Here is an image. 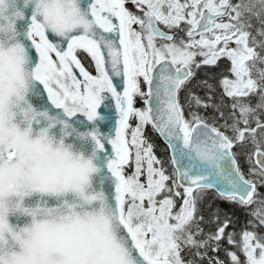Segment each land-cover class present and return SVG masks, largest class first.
<instances>
[{
	"label": "snow or ice",
	"instance_id": "1",
	"mask_svg": "<svg viewBox=\"0 0 264 264\" xmlns=\"http://www.w3.org/2000/svg\"><path fill=\"white\" fill-rule=\"evenodd\" d=\"M8 3L0 52L31 62L0 59V264H264V0H80L71 28ZM211 189L251 207L239 232Z\"/></svg>",
	"mask_w": 264,
	"mask_h": 264
},
{
	"label": "trees",
	"instance_id": "2",
	"mask_svg": "<svg viewBox=\"0 0 264 264\" xmlns=\"http://www.w3.org/2000/svg\"><path fill=\"white\" fill-rule=\"evenodd\" d=\"M83 62L86 66H89V61L86 58H83ZM219 70L214 69V71L212 73H218ZM200 73L198 72L196 77L194 78L192 84L189 85V87L191 88L192 92H194L195 94H200L203 97L204 94L206 95L207 93H209L208 90H206V88L203 87H197L195 86L196 84L199 83V77ZM182 93H185L184 91L181 92V96ZM136 107H143L142 102L137 100V103L135 105ZM152 129L150 130L149 127H147L146 130V135L148 136V139L151 141V143L154 145L155 151L157 152V155L159 156L160 159L163 160H168L169 156H168V152H167V148L166 146L159 140V138L152 133ZM242 164L244 167V170L247 171V166L245 165V163L243 162L242 159ZM202 207L204 208V212H205V216H208L210 212H215L216 210H219L221 212V219L224 218V215H226L228 218L231 219V221L233 222L232 226L229 228V231L232 230V227H234L236 229L237 232L240 231V229L245 225V222L247 220L250 219L248 212L251 210L249 209H243L241 208L239 205L233 204V203H229L219 197H217L215 195V193L211 190H207L206 191V197L203 200L202 203ZM208 207V208H207ZM211 226L209 225H204L205 231H208L209 228ZM223 255V253H221V256Z\"/></svg>",
	"mask_w": 264,
	"mask_h": 264
},
{
	"label": "clouds",
	"instance_id": "3",
	"mask_svg": "<svg viewBox=\"0 0 264 264\" xmlns=\"http://www.w3.org/2000/svg\"><path fill=\"white\" fill-rule=\"evenodd\" d=\"M46 2L49 4L50 8L55 10V14L52 17V22L54 24L67 25L70 28L74 25L76 17L73 4L78 6L80 0H46ZM17 6L25 11L29 9L34 10L36 7V0H9L5 15L17 8ZM0 59L3 60L6 72L7 69L14 64L18 71L23 69L25 77L27 76V66L31 62V57L30 54H26V50L25 53H20L18 51H10L6 46L5 49L0 52Z\"/></svg>",
	"mask_w": 264,
	"mask_h": 264
},
{
	"label": "rangeland",
	"instance_id": "4",
	"mask_svg": "<svg viewBox=\"0 0 264 264\" xmlns=\"http://www.w3.org/2000/svg\"><path fill=\"white\" fill-rule=\"evenodd\" d=\"M128 7L131 9L132 8V5L131 4H129L128 5ZM221 63H224L223 61H221ZM217 70H219L220 71V69H217ZM214 71V69L213 68H209V67H207V66H205V67H202L200 70H198L197 71V73L199 72L200 73V76H198L200 79H199V82L200 81H204V80H206L209 84H213V83H215V81L213 80V75L215 74V73H212ZM218 71V72H219ZM197 75V74H196ZM199 88V87H198ZM206 90H208L207 88H206ZM220 89H217L216 90V95H217V98L219 97V94H220ZM210 93H207L206 95L204 94V96H206V97H203L202 95H200V94H196L197 96H200V97H203V98H207V96L209 95ZM186 108V107H185ZM186 110H187V112H188V109L186 108ZM195 110V109H194ZM199 112H200V114L201 115H204V116H206V117H208L209 118V123H211L212 121H211V118L213 117V109H208L206 112L204 111V110H202V109H200V110H198ZM133 124H135L136 122L135 121H133L132 122ZM147 127H149L150 128V130L152 129L151 127H150V125H148V126H146V128H145V132H146V130H147ZM153 131V130H152ZM152 133H154L155 135H157L154 131L152 132ZM244 162V161H243ZM245 165L247 166V164L245 163ZM261 191H264V189H261ZM216 195V194H215ZM217 197H219L218 195H216ZM206 197V193H205V195H204V198ZM208 208V207H207ZM250 209H251V207H250Z\"/></svg>",
	"mask_w": 264,
	"mask_h": 264
},
{
	"label": "water",
	"instance_id": "5",
	"mask_svg": "<svg viewBox=\"0 0 264 264\" xmlns=\"http://www.w3.org/2000/svg\"><path fill=\"white\" fill-rule=\"evenodd\" d=\"M82 4H87V0H81ZM119 79V78H117ZM105 111L109 114L110 119L107 122H102V128L105 132H108L111 130L115 124V120L117 118V115L115 113V104L114 101L111 102L110 108L105 109ZM81 130H83V126H81ZM156 133V132H155ZM159 139L162 141V143L166 146L169 157L172 155V149L168 148L164 139L159 136L158 133H156ZM216 195H218L217 191L215 189H211Z\"/></svg>",
	"mask_w": 264,
	"mask_h": 264
},
{
	"label": "flooded vegetation",
	"instance_id": "6",
	"mask_svg": "<svg viewBox=\"0 0 264 264\" xmlns=\"http://www.w3.org/2000/svg\"><path fill=\"white\" fill-rule=\"evenodd\" d=\"M181 94V93H180ZM185 96H186V93H182V96L180 95V102L183 105H185ZM214 115V112L212 113ZM185 116L187 118V110L185 108ZM151 127V126H150ZM157 136V135H156ZM145 137L147 138V140L151 143V141L148 139V136L146 135V132H145ZM158 137V136H157ZM159 138V137H158ZM160 140V139H159ZM161 141V140H160ZM162 142V141H161ZM168 152V151H167ZM154 153L155 155L159 158V156L157 155V152L155 151V148H154ZM169 156V155H168Z\"/></svg>",
	"mask_w": 264,
	"mask_h": 264
}]
</instances>
